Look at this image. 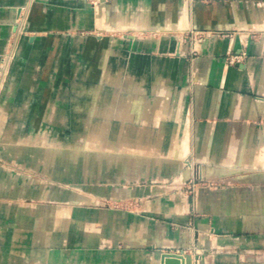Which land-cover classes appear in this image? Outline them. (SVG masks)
<instances>
[{
  "label": "crops",
  "instance_id": "obj_1",
  "mask_svg": "<svg viewBox=\"0 0 264 264\" xmlns=\"http://www.w3.org/2000/svg\"><path fill=\"white\" fill-rule=\"evenodd\" d=\"M0 61V264H264V0H0ZM85 154L182 185L113 206L26 166Z\"/></svg>",
  "mask_w": 264,
  "mask_h": 264
},
{
  "label": "rangeland",
  "instance_id": "obj_2",
  "mask_svg": "<svg viewBox=\"0 0 264 264\" xmlns=\"http://www.w3.org/2000/svg\"><path fill=\"white\" fill-rule=\"evenodd\" d=\"M90 1L93 3L97 0ZM22 21L23 20H21L20 23H23ZM12 36L15 41L13 40L14 42H12L8 54L10 55L11 67L19 52V44H15L18 37L16 34ZM2 64L3 63L0 61L1 74L2 68L6 67ZM73 115L76 116V121H82L83 113H81V111L75 112ZM140 116L142 115L140 114ZM116 117L120 120V115H117ZM46 125L51 127L48 132L52 136L57 135L60 138L67 135V132L70 131L69 129L73 130V128H70V126L65 123L58 124V128H56V124H43V126ZM132 125L142 126L143 124ZM45 145H27L26 151L31 153L35 152V150L38 151L39 148L41 151H45L49 146ZM51 146L52 148L55 147L53 145ZM101 147L103 150H109V148L103 144ZM129 149L132 151L140 149L145 151V154H138L134 160L130 161V163L138 161L140 163L143 162V164H147V166L150 167V147H141L140 149L129 147ZM58 150H60V148ZM117 150L121 151L123 149L118 147ZM85 155H78L80 156V160H78V171L68 169L64 162L50 160L45 158V156H43V160L41 161V167H39L38 164L35 167L34 162H27L26 166L28 169H37V173L41 172V176L37 175L38 177L36 179L43 185H54L58 186L60 189L68 190L70 191L69 195H72L76 200H91L92 202L107 203L113 206L116 203H125V201H139L142 203L143 201L150 200V186L156 188L165 187V190H171L172 194V192L178 191L179 187L182 185L181 181H176V177L174 176L150 177V169L147 170V172L143 170L133 171V173L124 171L122 165L125 163L126 167L127 161H123V158L117 155H115L113 161H109L105 156H102L104 157V160L102 161L103 165L101 166H98L94 160H85V158L88 157V154ZM89 155L96 156V153L92 152ZM203 183L208 182L204 181ZM138 211L148 212V209L140 208Z\"/></svg>",
  "mask_w": 264,
  "mask_h": 264
},
{
  "label": "water",
  "instance_id": "obj_3",
  "mask_svg": "<svg viewBox=\"0 0 264 264\" xmlns=\"http://www.w3.org/2000/svg\"><path fill=\"white\" fill-rule=\"evenodd\" d=\"M190 256L176 253H165L162 256V264H189Z\"/></svg>",
  "mask_w": 264,
  "mask_h": 264
},
{
  "label": "built area",
  "instance_id": "obj_4",
  "mask_svg": "<svg viewBox=\"0 0 264 264\" xmlns=\"http://www.w3.org/2000/svg\"><path fill=\"white\" fill-rule=\"evenodd\" d=\"M5 59L10 60V55H7ZM240 61H241V56L239 55H232L230 57L231 64H236V63H239Z\"/></svg>",
  "mask_w": 264,
  "mask_h": 264
},
{
  "label": "bare ground",
  "instance_id": "obj_5",
  "mask_svg": "<svg viewBox=\"0 0 264 264\" xmlns=\"http://www.w3.org/2000/svg\"><path fill=\"white\" fill-rule=\"evenodd\" d=\"M91 143H92V144H91V147H92V148H94V147H98V145H96V146H95V144L93 145V142H91ZM186 144H187V143L185 142V145H184V146H186ZM92 145H93V146H92ZM186 152H187V150H186ZM187 171H188V169H187ZM187 173H188V172H187Z\"/></svg>",
  "mask_w": 264,
  "mask_h": 264
}]
</instances>
